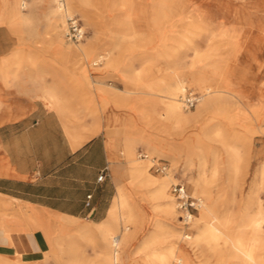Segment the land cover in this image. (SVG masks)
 Instances as JSON below:
<instances>
[{"label": "rangeland", "instance_id": "rangeland-1", "mask_svg": "<svg viewBox=\"0 0 264 264\" xmlns=\"http://www.w3.org/2000/svg\"><path fill=\"white\" fill-rule=\"evenodd\" d=\"M90 1L99 2L98 6L92 4L90 6V11L94 14L96 21L88 19L82 9L69 5L70 13L79 18L85 29L86 33L82 41L87 42L93 39L100 45V47L94 49L92 54L91 52L89 53L91 58L87 61V64H89L88 72H84L82 69L81 54L79 56L76 54L63 55L58 51V33L55 32V26L52 25L53 14L51 13V6L53 1L40 0L31 8L28 23L19 28L10 27L12 32L18 35L22 41L28 40L27 37H34L36 39L34 48L38 45L36 42H40L42 38L50 37L49 49L51 52L48 59L51 72H78L76 82L77 85L78 82H82L83 97H87L85 104L90 105L94 90H96L92 86L93 82L91 81L98 78L100 74L105 75L101 78L107 85H114L117 88H135L139 84H144L151 80H160L162 77L172 80L177 73H181L175 72L178 68L189 70V74H197L200 69L210 72V64L212 62L234 57L236 53L242 63L249 65L250 72H246L242 86L235 85L234 80L231 81L230 76H233L232 74L228 77L230 89L234 90L235 95L227 99L226 97L219 98L218 105L210 107L206 111L203 109L204 112L199 115L198 121V124H200L199 129L202 133V141L199 142L202 151H219L224 161H226L231 156L230 153L222 148V142L224 140L231 141L240 147L238 167L227 166V168H223L221 175L214 177L212 164L209 163L206 173L210 180L209 188L212 195H214L213 198L215 197L214 202L217 213L232 212L231 230L236 232L241 228L240 224L243 222V217H247L253 209L257 208L259 205L258 197L260 196L263 198L262 205L264 208V186L260 187L261 181H264V51H255L253 46V36L257 33L253 24L263 11L264 0H192L181 12H176L174 9L170 10L167 13V20L158 28L153 25L150 19V15L153 12L151 0H134V5L131 8L134 28L133 37L126 39H123V32L126 28L124 20L125 10L110 8L104 4V1L107 0ZM68 24L69 19H66V27H63L65 42L62 44L72 53L76 42L68 39L69 35L66 33ZM236 35L239 39L234 41ZM244 36H247L245 40L243 39ZM108 50L111 52L114 50L110 59L118 60L120 58L118 65H108ZM21 52H25L23 47H21ZM35 52L38 51L36 50ZM100 54L104 56L99 57ZM58 57H66L68 59L65 60ZM29 58L30 63H38L36 57L32 59L29 55ZM94 60L99 62L95 64ZM142 69H148V74H143L140 78L134 80L133 83L130 77L135 72H142ZM111 72L116 73V75H109ZM117 73L120 77L117 76ZM184 73L187 74L188 72ZM217 77L211 78L203 85L195 81H189L187 83L188 92L189 90L193 92L199 91L198 93L200 94L202 88L208 85L213 88L228 89V87L225 88V86L220 85L219 77ZM164 85L166 84H162L163 87ZM197 104L185 108L187 110H195ZM257 105H260L259 116L252 112L253 107ZM117 108L127 112L125 108L118 106ZM157 108L160 111L162 109L160 105ZM104 109L102 106L101 108L94 107L93 112L99 114ZM242 111H245V113H241ZM217 127L221 128V133L215 136L213 134ZM195 129H197V126L193 123V125L191 124L186 129H183V134L179 135L177 134L178 128H175L170 141H179L185 136H192V131ZM150 132L155 133V129L149 125H142V135H150ZM242 132L251 134L250 146L245 141H238L237 137ZM160 134L163 138L166 137L164 132H160ZM147 147L148 143L146 141L137 142L134 155H140V151L149 152L152 157H156L154 162L160 158L168 160V170H172L173 176L169 181V192L171 191L174 199L176 194L172 191V185L177 182L185 183L187 192L193 194L191 188L192 176L197 175V170H195V164L188 160L187 154L184 153L177 160L164 153H151ZM194 148L199 149L195 146ZM124 156L126 155L124 154ZM147 164L148 166L149 164L151 165V161L147 162ZM150 172L158 176L164 174V172H156L153 168H151ZM140 188L139 192L143 193L150 191L153 187L143 186ZM131 189L129 185V190ZM144 198L145 200H142V204L148 212L137 205L136 209L140 212L142 211V229L141 227L136 229V239L131 248L132 250L137 249L143 240H147L152 233L164 236L163 238L167 240L173 237L171 234L174 227L170 225L167 227L163 221V216L156 217L151 203L147 200V196L142 195V199ZM175 201L177 202V199ZM237 207L239 208L235 209ZM178 210L181 212L178 211L177 215L179 214L180 220H182V210L180 208ZM102 217L103 215L100 214L94 217V220L88 217L83 221L69 220L63 222L64 224L56 222L55 227L57 228L48 237L51 246L44 252V264L49 262L50 264H99L108 248L105 240L96 229V224H94L96 221L106 218L102 219ZM4 223L9 226L10 230L29 229L27 226L18 225L16 222L4 221ZM83 224H90L93 228L87 238L77 233L78 227ZM158 224H163L164 226ZM179 226L181 232L185 231L190 234L197 232L198 229L196 221L191 224H185L182 220L179 221ZM72 234H74L73 238L76 240V244L73 247L74 251L60 255L55 241L66 242ZM163 243L160 245L151 244V246L149 245V247L147 246L139 252V258L142 257V261L138 264H147L143 261L146 254H150L153 250L166 247L169 244L168 241ZM186 254L190 258V264H230L229 261L221 262L219 258L226 259L231 254V250L229 247H224L222 251L213 250L208 248L207 244H199L196 247L187 248ZM8 257L7 264H32L20 259L17 255Z\"/></svg>", "mask_w": 264, "mask_h": 264}, {"label": "bare ground", "instance_id": "bare-ground-1", "mask_svg": "<svg viewBox=\"0 0 264 264\" xmlns=\"http://www.w3.org/2000/svg\"><path fill=\"white\" fill-rule=\"evenodd\" d=\"M39 1L40 0H0V22H5L11 28L23 26L29 21L31 8ZM51 1H53V5L51 6V13L53 14L52 25L55 26V32L58 33L59 38L58 51L63 55L76 54L79 56L81 54L82 69L84 72H88L89 64H87V61L91 58L89 53L91 52L92 54L94 49L100 47V45L93 39L83 42L82 38L79 41H74L76 42V46H74L75 49L71 53L63 46L65 42L63 27H66V19L68 20L70 17L74 16L69 11V5L74 8L82 9L84 15L91 21H94L96 18L90 11V6L91 4L98 6L99 2H92L90 0ZM191 1L192 0H151L153 11L150 15L151 22L156 28L162 26L167 20V13L170 10L174 9L176 12H181ZM104 2V4L112 9L120 8L125 10L124 20L126 22V28L123 32V39L132 38L134 28L131 8L134 5V0H107ZM253 26L257 32L253 36L254 43L260 50H264V6L261 15ZM245 38H247V36H244L243 39L245 40ZM235 39L238 40L239 37L236 35L234 41ZM13 52L17 54L20 50L16 49ZM112 52H114V50ZM112 52L110 50L107 51V58H109L107 63L110 66H116L120 58L118 60L110 59ZM103 56L104 55L100 54L99 57ZM94 62L97 64L99 61L94 60ZM210 66V72L200 69L197 74H189V70L178 68L175 72L181 73H177L176 77L172 80L162 77L160 80H151L147 83L139 84L135 88L126 87L124 89H118L117 86L107 85L102 81H91L93 82L92 86L96 89L109 92L115 104L118 107L125 108L127 111L119 125L109 128L108 132L110 136L116 137V135H120L124 137L122 138L123 140L125 139L123 153L127 157L126 163L113 165L116 171L114 179L117 185V192L108 209V216L94 223L108 247L99 264H138L142 261V257L139 258V252L145 249V247L151 246V244L160 245L165 241L169 242L166 247L157 248L150 254H146L143 261L147 264H190V258L186 254V249L189 247H196L199 244H207L208 248L213 250L222 251L224 247L230 248L231 254H229L226 259L219 258L221 262L229 261L230 264H264V208L262 205V196L258 197L259 205L257 208L247 217H243V222L240 224L241 228L236 232H232L231 223L233 221V214L232 212H225L223 214L217 213L214 202L215 197L213 198L214 195H212L209 188L210 180L207 176L208 174H206L209 163L212 164L211 167L214 177L221 175V171L223 168H227V166H233V168L238 167V160H240L239 145L227 140L222 142V148L230 153L231 156L230 159L224 161L219 151H202L199 143L202 141V133L199 129L200 124H198L199 115L202 114L204 110L206 111L208 108L218 105L219 98L226 97L227 99L235 95L234 90L232 91L230 89L226 75L235 74L239 76V78L244 79L246 72H250V67L248 64H244L240 61L237 53L234 57L216 60L212 62ZM147 70L148 69H142V72H135L133 76L130 77V80L134 83V80L140 78L143 74H148ZM184 72L188 73L185 74ZM214 77L220 80L221 86H225V88L228 87V89L213 88L208 85L202 88L200 94L198 93L199 91L193 92L189 90L188 92L187 83L189 81H195L203 85ZM162 84L166 85L163 87ZM45 96L53 104L61 101L59 93L53 87H50L46 91ZM188 96L195 97L197 102L199 101L198 104L196 103L197 108L195 110H187L185 108L187 107L185 99ZM107 105L108 103L105 102L102 108L104 109ZM158 105L161 106V111L157 108ZM259 106L260 105L253 107L252 112L256 114V116H259ZM241 113H245V111ZM193 123L194 125L196 124L197 129L194 131L191 130L192 136H185L181 138V140L179 139V141L174 140L175 143L174 141H170V139H172V133H174L173 129L178 128L177 134L180 135L183 134V129H186L191 124L193 125ZM144 124L155 129V133L150 132V135H142V125ZM160 132H164L166 137L163 138ZM219 133H221V128L217 127L213 135L218 136ZM237 138L239 139L238 141H245L249 146L251 145V134L242 132ZM139 141H146L148 143L147 149L151 153H164L177 160L185 153L187 154L188 160L195 164L197 175L192 176L193 181L191 188L193 191L192 195L200 199V204L197 213L194 214L191 219V223L196 221L198 224L197 232L190 234L185 231H180L179 221L183 219L180 220V215H177V212L180 211L178 210V201L176 202V196L174 199L171 191L169 192V181L171 177H173L172 170L165 171L161 176L151 173V166L156 157H152L149 152H143L147 155L143 157L142 151H140V155L135 156L134 150ZM194 146L199 149H195ZM150 161L151 165L149 164L148 166L147 162ZM118 170H120V172H118ZM260 184V187H263L264 181H261ZM129 185L133 191L132 189L129 190ZM143 186H152L153 188L150 191H142L143 193H141L139 192L141 189L140 187ZM142 195L147 196V200L151 203L156 217L163 216L165 225H167V227L169 225L174 227L171 234L173 237L167 240L163 238L164 236L162 237L161 235L159 236L156 233H152L147 240H143L137 249L132 250L131 248L136 239V229L138 227L142 229V211L140 212L136 209L137 205L141 208L143 207L142 200H145V198L142 199ZM143 209L147 211L144 207ZM73 221L77 220L74 219ZM158 225L164 226L163 224ZM8 227L9 226L6 225L0 227V240L2 243L8 242L11 232ZM78 228L77 233L86 238L93 229L90 224H83ZM73 235L74 234H72L66 242L61 240L55 241L60 255L74 251L73 247L76 244V240L73 238ZM16 255L22 259L21 254L17 253ZM7 260H9L8 255L0 253V264H7ZM39 263L44 264L43 258Z\"/></svg>", "mask_w": 264, "mask_h": 264}, {"label": "crops", "instance_id": "crops-1", "mask_svg": "<svg viewBox=\"0 0 264 264\" xmlns=\"http://www.w3.org/2000/svg\"><path fill=\"white\" fill-rule=\"evenodd\" d=\"M27 39L20 40L0 22V225L11 221L29 228L11 230L8 242H0V253H19L39 264L51 246L48 237L56 222L107 216L117 192L113 165L126 163L124 137L108 132L126 112L105 90H94L90 105L85 104L78 72H51L50 37L36 42L38 52L36 39ZM253 46L260 50L254 41ZM16 49L20 52L14 54ZM29 55L38 63H30ZM104 76L95 80L104 82ZM230 79L241 86L244 80L235 74ZM50 87L60 102L46 98ZM105 102V109L95 114L93 108ZM105 168L109 175L99 181Z\"/></svg>", "mask_w": 264, "mask_h": 264}, {"label": "built area", "instance_id": "built-area-1", "mask_svg": "<svg viewBox=\"0 0 264 264\" xmlns=\"http://www.w3.org/2000/svg\"><path fill=\"white\" fill-rule=\"evenodd\" d=\"M64 2V0H61ZM68 35L69 39L72 41H79L81 40L85 35V30L83 29V25L79 18L76 16L69 18V29H68ZM185 103H187V107L195 106L197 103V99L195 97H187L185 99ZM142 156L146 157L147 155L142 152ZM156 159H154L155 161ZM152 163L151 168H153L156 172H165L169 168V162L164 159L160 158L156 162ZM108 169H103L99 176L98 180L102 181L104 180L107 175ZM172 191L174 194H176V199L178 201V206L182 210V219L185 222V224H189L191 222V219L193 218L194 214H196V211L198 210V206L200 204V199L196 196H193L192 194H189L187 192L186 186L183 182H177L172 185ZM92 194H88L87 197L90 199ZM87 205H90V201H87Z\"/></svg>", "mask_w": 264, "mask_h": 264}]
</instances>
